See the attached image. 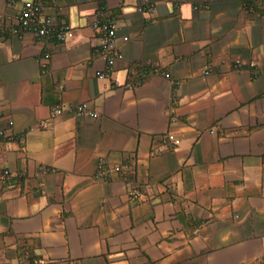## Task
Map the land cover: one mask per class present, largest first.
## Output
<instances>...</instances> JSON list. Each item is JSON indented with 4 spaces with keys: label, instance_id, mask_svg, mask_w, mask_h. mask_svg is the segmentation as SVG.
<instances>
[{
    "label": "crops",
    "instance_id": "0c3cea01",
    "mask_svg": "<svg viewBox=\"0 0 264 264\" xmlns=\"http://www.w3.org/2000/svg\"><path fill=\"white\" fill-rule=\"evenodd\" d=\"M23 1L0 0V264H264V0H40L65 43L13 35Z\"/></svg>",
    "mask_w": 264,
    "mask_h": 264
},
{
    "label": "built area",
    "instance_id": "2783aa9c",
    "mask_svg": "<svg viewBox=\"0 0 264 264\" xmlns=\"http://www.w3.org/2000/svg\"><path fill=\"white\" fill-rule=\"evenodd\" d=\"M63 1V0H57ZM92 27L101 35L102 47L100 49L101 56L107 61L110 67H113L117 60L122 59L123 55L119 50V37L117 34V27L112 19H106L104 21L95 19L92 23ZM10 32L18 37H23L27 33H34L39 39H47L59 43H65L69 41L73 35V28L69 23L62 22L57 23L48 15L43 13V7L40 0H25L22 3L21 11L18 15L16 25L10 29ZM124 42L128 41V37L122 39ZM158 72V70H155ZM205 74H209L206 71ZM101 76H105L101 74ZM166 78L170 77V74L164 73ZM63 113L62 108L56 107L53 109V115H61ZM76 113L78 115H89L93 118H98L99 114L92 111L88 104L84 103L76 107ZM47 122H42L41 126H46ZM0 136L4 137V133L1 131ZM12 140V138H7ZM172 142L175 146L180 144V141L174 139L172 136H168L164 139V143L168 144ZM124 169L122 166H116L113 171L121 172ZM10 176V171L4 170L3 177ZM140 195L138 189L132 190V196L138 197Z\"/></svg>",
    "mask_w": 264,
    "mask_h": 264
}]
</instances>
